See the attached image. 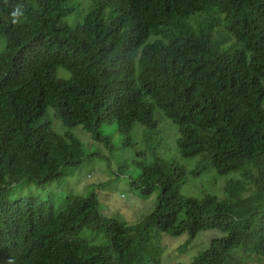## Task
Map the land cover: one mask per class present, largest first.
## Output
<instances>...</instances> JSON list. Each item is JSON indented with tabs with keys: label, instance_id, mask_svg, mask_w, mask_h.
Wrapping results in <instances>:
<instances>
[{
	"label": "trees",
	"instance_id": "trees-1",
	"mask_svg": "<svg viewBox=\"0 0 264 264\" xmlns=\"http://www.w3.org/2000/svg\"><path fill=\"white\" fill-rule=\"evenodd\" d=\"M0 40V264H162V233L208 229L224 235L172 264H264V0H0ZM162 114L194 173L238 174L224 198L182 194L186 165L157 152L137 181L159 201L135 224L104 214L93 192L68 193L58 211L10 197L82 163L72 128L99 141L112 122L162 135Z\"/></svg>",
	"mask_w": 264,
	"mask_h": 264
},
{
	"label": "rangeland",
	"instance_id": "rangeland-1",
	"mask_svg": "<svg viewBox=\"0 0 264 264\" xmlns=\"http://www.w3.org/2000/svg\"><path fill=\"white\" fill-rule=\"evenodd\" d=\"M3 47L4 42L0 40V51ZM160 116L161 113L158 111L156 118ZM162 117L166 119L164 124L159 123V128L163 129L162 135L159 133L149 135L145 126L136 123L131 136H127L121 131L117 122H112L102 126L104 139L99 141L83 126L72 128L71 131L84 145L85 155L82 163L66 167L64 172L66 175L52 179L44 186H39L35 181L25 180L13 188L10 197L39 196L44 200L51 198L55 200L58 211L68 193L87 195L93 192L100 198L104 214L107 216L115 214L124 221L135 224L144 219L159 201V189L148 198H143L140 195L141 186L137 181L141 173L138 164L151 162L154 157L153 152H157L165 160H176L186 165L188 174L181 185L182 194L201 197L211 193L224 198L227 181L238 177V174H219L216 170L194 173L197 159L184 158L179 154L178 127L164 115ZM50 119L56 130L59 132L64 130L57 117L52 114ZM102 182L106 184L98 187ZM83 235L93 241L103 240L87 229L84 230ZM223 235L218 229L203 230L194 237L188 232L181 235L162 233V264L189 263L200 252L206 250L213 239ZM242 254L244 255L243 252ZM260 262L259 258L253 255V259L249 260L248 264Z\"/></svg>",
	"mask_w": 264,
	"mask_h": 264
},
{
	"label": "clouds",
	"instance_id": "clouds-1",
	"mask_svg": "<svg viewBox=\"0 0 264 264\" xmlns=\"http://www.w3.org/2000/svg\"><path fill=\"white\" fill-rule=\"evenodd\" d=\"M12 23L16 24L20 22V18L23 16L22 9L19 5H17L11 13Z\"/></svg>",
	"mask_w": 264,
	"mask_h": 264
}]
</instances>
